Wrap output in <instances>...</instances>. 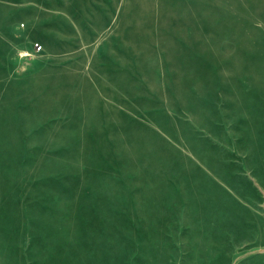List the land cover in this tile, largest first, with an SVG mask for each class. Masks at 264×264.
Here are the masks:
<instances>
[{"label": "rangeland", "instance_id": "rangeland-1", "mask_svg": "<svg viewBox=\"0 0 264 264\" xmlns=\"http://www.w3.org/2000/svg\"><path fill=\"white\" fill-rule=\"evenodd\" d=\"M259 176L264 0H0V264L264 260Z\"/></svg>", "mask_w": 264, "mask_h": 264}, {"label": "crops", "instance_id": "crops-1", "mask_svg": "<svg viewBox=\"0 0 264 264\" xmlns=\"http://www.w3.org/2000/svg\"><path fill=\"white\" fill-rule=\"evenodd\" d=\"M257 179H258V184L264 190V176H262V177L259 176V177H257ZM246 264H264V260L254 258L252 260H249Z\"/></svg>", "mask_w": 264, "mask_h": 264}, {"label": "built area", "instance_id": "built-area-1", "mask_svg": "<svg viewBox=\"0 0 264 264\" xmlns=\"http://www.w3.org/2000/svg\"><path fill=\"white\" fill-rule=\"evenodd\" d=\"M41 46L38 44V43H34L33 44V50H34V52H39V51H41Z\"/></svg>", "mask_w": 264, "mask_h": 264}]
</instances>
